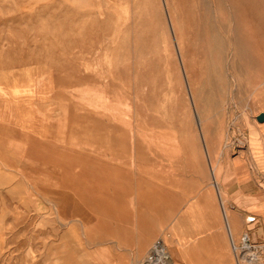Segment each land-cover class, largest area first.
Wrapping results in <instances>:
<instances>
[{"label": "rangeland", "instance_id": "rangeland-1", "mask_svg": "<svg viewBox=\"0 0 264 264\" xmlns=\"http://www.w3.org/2000/svg\"><path fill=\"white\" fill-rule=\"evenodd\" d=\"M262 72L264 0H0V264L264 260Z\"/></svg>", "mask_w": 264, "mask_h": 264}, {"label": "bare ground", "instance_id": "bare-ground-1", "mask_svg": "<svg viewBox=\"0 0 264 264\" xmlns=\"http://www.w3.org/2000/svg\"><path fill=\"white\" fill-rule=\"evenodd\" d=\"M171 24H172V29L175 30V24H174L173 19H171ZM254 26L256 27V29L258 31L262 30V26L260 24L257 23ZM254 26H253V28L255 29ZM178 49H179V45H178ZM179 52H180V55H181V50L180 49H179ZM180 60L183 63V60H185V59H183V57H182ZM183 69L186 70V66L185 65H183ZM263 73L264 72H262V74L260 75L261 76V80L259 82V87L256 88L258 90L264 89V74ZM186 76H187V78H186L187 85L190 86V90H191V84H190V81H189V75L187 74ZM260 93H261L260 96H264V92L260 91ZM192 97H193V93H192ZM258 109L264 111L263 105L258 107ZM197 124H199L200 126L202 125V121H201L199 115H198V123ZM261 124H262V126L261 125L259 126V128L256 130V134L254 136L248 137L247 135L244 134L242 136H239V135L238 136H234V138H233V145L237 144L238 146L242 145V146H246L248 148V153H244L243 151H240L239 159H237L236 161H233V169L235 170V172L237 171V174L239 175V178H244V176L246 175V172H245V169H244L245 168L244 167L245 164L241 161V159L243 157H246L251 162H254V164H252L255 167L254 169H257L258 171H260L261 174L264 173V123L261 122ZM251 158H252V160H251ZM242 164H244V165H242ZM212 174H213L212 176H213V179L215 180V183L217 184V182H218V184H217V194L219 195L221 200H225L226 196H227V192L230 190V188L225 185L224 181H223L222 184L219 183V182H221L220 181V177H219V174L217 172V169L213 165H212ZM263 181H264V177H263ZM213 184H214V182H213ZM262 185L264 186V184H262ZM92 188H93V186H92ZM222 211H223L224 220L226 221V224L228 225V228L230 230L231 227H232V224H231V221H230L231 220L230 219V213L227 214V209L225 208V205H222ZM229 211H230V209L228 208V212ZM180 221H182V220H180ZM233 237H234L233 234H231V240H232L231 243H232V247H233L232 249L233 250L235 249L237 251L239 246L236 245L235 239ZM163 238H161V239H163ZM163 240H164V242L166 244L167 242L165 241V239H163ZM242 248H244L243 249V252L245 251L244 254H247V255L250 252L251 254L253 253L254 256H257L256 255V251H259V249L256 248V246L250 244L249 242H244V245H243ZM172 262H173V260H172Z\"/></svg>", "mask_w": 264, "mask_h": 264}, {"label": "crops", "instance_id": "crops-1", "mask_svg": "<svg viewBox=\"0 0 264 264\" xmlns=\"http://www.w3.org/2000/svg\"><path fill=\"white\" fill-rule=\"evenodd\" d=\"M3 104L2 101H0V106ZM27 107V106H26ZM29 111L26 110L25 114L21 115V119L23 122L24 127L27 126V130L24 129V132L22 134H29L28 131V126H29ZM11 119L9 116H7L6 111L0 110V134L5 133V129L3 125H5L7 122H2V119ZM15 118H18V116H15ZM14 119V116L12 117ZM12 123V121L10 122ZM10 134L12 132L10 131ZM170 248L172 251V257H173V262L172 264H232V260L229 255H220V254H204V255H186L182 254L177 246V243L173 241V237L171 236L170 240ZM257 258H252L250 261L251 264H264V260H256Z\"/></svg>", "mask_w": 264, "mask_h": 264}, {"label": "built area", "instance_id": "built-area-1", "mask_svg": "<svg viewBox=\"0 0 264 264\" xmlns=\"http://www.w3.org/2000/svg\"><path fill=\"white\" fill-rule=\"evenodd\" d=\"M248 235L243 237V242H249ZM144 264H172V256L164 240L159 238L152 245L149 252L144 258Z\"/></svg>", "mask_w": 264, "mask_h": 264}, {"label": "water", "instance_id": "water-1", "mask_svg": "<svg viewBox=\"0 0 264 264\" xmlns=\"http://www.w3.org/2000/svg\"><path fill=\"white\" fill-rule=\"evenodd\" d=\"M257 117L259 121L264 122V112L260 113Z\"/></svg>", "mask_w": 264, "mask_h": 264}]
</instances>
